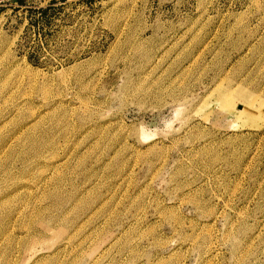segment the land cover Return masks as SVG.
Returning a JSON list of instances; mask_svg holds the SVG:
<instances>
[{
	"label": "rangeland",
	"instance_id": "rangeland-1",
	"mask_svg": "<svg viewBox=\"0 0 264 264\" xmlns=\"http://www.w3.org/2000/svg\"><path fill=\"white\" fill-rule=\"evenodd\" d=\"M0 264H264V0L1 1Z\"/></svg>",
	"mask_w": 264,
	"mask_h": 264
},
{
	"label": "trees",
	"instance_id": "trees-1",
	"mask_svg": "<svg viewBox=\"0 0 264 264\" xmlns=\"http://www.w3.org/2000/svg\"><path fill=\"white\" fill-rule=\"evenodd\" d=\"M18 1H21V0H18ZM43 11H45V10H43Z\"/></svg>",
	"mask_w": 264,
	"mask_h": 264
},
{
	"label": "water",
	"instance_id": "water-1",
	"mask_svg": "<svg viewBox=\"0 0 264 264\" xmlns=\"http://www.w3.org/2000/svg\"><path fill=\"white\" fill-rule=\"evenodd\" d=\"M1 1H4V0H0V2H1Z\"/></svg>",
	"mask_w": 264,
	"mask_h": 264
}]
</instances>
